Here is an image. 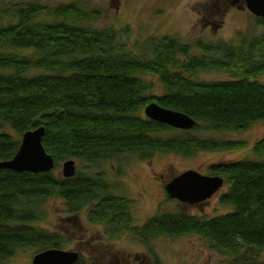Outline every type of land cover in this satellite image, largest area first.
Here are the masks:
<instances>
[{
	"label": "trees",
	"instance_id": "16d2710c",
	"mask_svg": "<svg viewBox=\"0 0 264 264\" xmlns=\"http://www.w3.org/2000/svg\"><path fill=\"white\" fill-rule=\"evenodd\" d=\"M4 14L17 20L0 23V160L13 156L24 131L44 126L42 144L55 164L40 172L0 168V263L20 246L60 248L64 240L58 232L35 224L45 216L42 202L53 197L62 199L69 213L88 207L89 222L130 229L146 243L155 235L194 233L221 251L242 254L229 264H264L256 258L264 250V134L252 146L254 158L209 167L226 177L228 187L218 201L231 206L212 217L160 211L133 226L130 200L113 193L100 171L76 170L69 177L56 172L57 162L66 158L99 166L124 153L147 160L157 151L245 146L243 140L162 136L159 132L171 126L139 110L154 101L182 111L196 120L188 131L243 129L264 120V83L254 79L264 72V32L242 36L238 44L197 40L205 54L191 53L190 44L171 36L150 37L144 43L150 54L138 55L119 40L126 29L79 23L96 19L98 9L74 2L54 7L16 2L0 7ZM42 14L57 19H37ZM256 20L264 24L263 18ZM212 68L240 76L214 81L189 76ZM75 264H86L81 254Z\"/></svg>",
	"mask_w": 264,
	"mask_h": 264
},
{
	"label": "rangeland",
	"instance_id": "374dc122",
	"mask_svg": "<svg viewBox=\"0 0 264 264\" xmlns=\"http://www.w3.org/2000/svg\"><path fill=\"white\" fill-rule=\"evenodd\" d=\"M39 3L54 7L59 3L74 2L83 9H98L99 16L92 20H81L83 26L94 28L113 27L126 29L119 40L126 49L142 55L145 40L150 37L171 36L191 45V53L205 54L196 42L214 44L218 41L238 44L242 36H255L264 32V24L245 6L243 0H0V7L10 3ZM39 20H56L54 15L42 14ZM9 15L0 16V23L16 22ZM78 22V21H76ZM146 53L150 54L147 48ZM258 57V55H257ZM148 75L149 79L156 80ZM199 81H214L236 78V71L220 69H198L190 74ZM264 83V72L254 76ZM156 82V81H155ZM139 114L145 115L143 107ZM13 136L18 134L4 126ZM162 136L191 135L221 140H243L245 146L223 150H201L190 154L178 152H155L150 159L141 160L124 153L119 158L105 160L99 166L73 158L78 171L101 172L112 186V192L130 200L131 225L139 226L157 212H186L198 216L212 217L231 209L222 205L219 195L228 187L226 177L222 186L212 196L198 203H183L168 197L164 184L186 169H196L212 174L209 167L214 164L242 158H254L252 146L264 134V120L252 122L243 129L210 131L199 128L193 131L171 127L160 131ZM63 160L57 162L56 172L61 174ZM88 171H87V170ZM88 208V207H87ZM87 208L74 214L59 198H47L41 204L44 217L36 225L63 237L60 248L78 251L86 264H229L241 259V253L232 254L213 247L197 234L189 233L176 237L155 235L142 241L130 229L112 230L101 223H91L86 217ZM41 248L37 245L20 246L0 264H32V256ZM245 250V248H241ZM256 258L264 261V250Z\"/></svg>",
	"mask_w": 264,
	"mask_h": 264
},
{
	"label": "water",
	"instance_id": "95a60500",
	"mask_svg": "<svg viewBox=\"0 0 264 264\" xmlns=\"http://www.w3.org/2000/svg\"><path fill=\"white\" fill-rule=\"evenodd\" d=\"M238 0H232V2ZM247 9L256 17L264 19V0H243ZM146 117L165 123L178 129H191L196 120L190 115L151 101L143 107ZM44 126L24 131L20 137L18 149L9 159L0 160V168L15 171L40 172L54 167V158L43 144ZM76 165L73 158L62 162L61 173L64 177L74 175ZM224 178L219 174H204L196 169H186L164 184L170 198L183 203H198L212 196L223 184ZM80 253L75 250H64L50 247L37 251L31 258L32 264H75Z\"/></svg>",
	"mask_w": 264,
	"mask_h": 264
},
{
	"label": "flooded vegetation",
	"instance_id": "af4514ba",
	"mask_svg": "<svg viewBox=\"0 0 264 264\" xmlns=\"http://www.w3.org/2000/svg\"><path fill=\"white\" fill-rule=\"evenodd\" d=\"M212 175H215V174H212ZM92 223V222H91Z\"/></svg>",
	"mask_w": 264,
	"mask_h": 264
}]
</instances>
